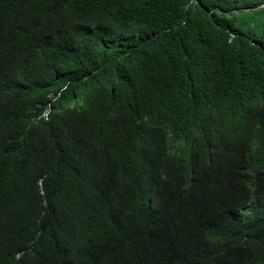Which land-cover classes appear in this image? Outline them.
I'll list each match as a JSON object with an SVG mask.
<instances>
[{
    "label": "trees",
    "instance_id": "trees-1",
    "mask_svg": "<svg viewBox=\"0 0 264 264\" xmlns=\"http://www.w3.org/2000/svg\"><path fill=\"white\" fill-rule=\"evenodd\" d=\"M0 264H264V0H0Z\"/></svg>",
    "mask_w": 264,
    "mask_h": 264
},
{
    "label": "water",
    "instance_id": "water-1",
    "mask_svg": "<svg viewBox=\"0 0 264 264\" xmlns=\"http://www.w3.org/2000/svg\"><path fill=\"white\" fill-rule=\"evenodd\" d=\"M49 110H50V109H47V110L45 111V115H47V112H49Z\"/></svg>",
    "mask_w": 264,
    "mask_h": 264
},
{
    "label": "clouds",
    "instance_id": "clouds-1",
    "mask_svg": "<svg viewBox=\"0 0 264 264\" xmlns=\"http://www.w3.org/2000/svg\"><path fill=\"white\" fill-rule=\"evenodd\" d=\"M48 113V112H47Z\"/></svg>",
    "mask_w": 264,
    "mask_h": 264
}]
</instances>
